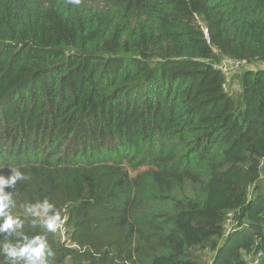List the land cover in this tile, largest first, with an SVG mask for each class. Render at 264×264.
Here are the masks:
<instances>
[{"label": "trees", "instance_id": "16d2710c", "mask_svg": "<svg viewBox=\"0 0 264 264\" xmlns=\"http://www.w3.org/2000/svg\"><path fill=\"white\" fill-rule=\"evenodd\" d=\"M224 58L264 63V0H0V172L67 217L25 224L50 264H264V66L234 93Z\"/></svg>", "mask_w": 264, "mask_h": 264}, {"label": "clouds", "instance_id": "9594fccd", "mask_svg": "<svg viewBox=\"0 0 264 264\" xmlns=\"http://www.w3.org/2000/svg\"><path fill=\"white\" fill-rule=\"evenodd\" d=\"M68 4L79 5L81 0H67ZM29 177L19 168H11L9 174L0 172V264H50L55 253L49 245L45 234L29 235L25 232L26 222L32 227L37 225L45 233H57L67 219L62 211L48 198L35 203L22 205L23 218L13 209L17 203L14 191L17 182L26 181Z\"/></svg>", "mask_w": 264, "mask_h": 264}, {"label": "built area", "instance_id": "2783aa9c", "mask_svg": "<svg viewBox=\"0 0 264 264\" xmlns=\"http://www.w3.org/2000/svg\"><path fill=\"white\" fill-rule=\"evenodd\" d=\"M204 32H205V37L207 39V42L211 43L210 38H209L208 29L205 28ZM245 63H248L247 60H233L230 58H224L219 63H216L215 67L218 68L219 70H221L226 75V82L228 84L231 80L230 79L231 68L244 67ZM227 84L225 83L226 88H227ZM59 232L63 236L62 238L65 239L66 238V226H65V224L63 225L62 229ZM68 243H69V241H68Z\"/></svg>", "mask_w": 264, "mask_h": 264}, {"label": "rangeland", "instance_id": "374dc122", "mask_svg": "<svg viewBox=\"0 0 264 264\" xmlns=\"http://www.w3.org/2000/svg\"><path fill=\"white\" fill-rule=\"evenodd\" d=\"M264 66V63H255V64H248L245 63L244 67H239V68H231L230 74L232 75V79H231V83L228 86V89L230 92H236L237 90H239V78L238 76L241 74L242 71L244 70H251L253 68H262ZM230 226V225H229ZM212 252L208 251L203 255V261L205 263L209 262L210 260H212Z\"/></svg>", "mask_w": 264, "mask_h": 264}]
</instances>
